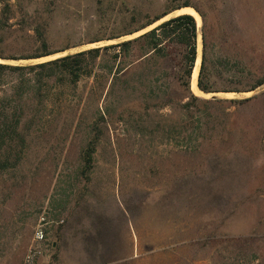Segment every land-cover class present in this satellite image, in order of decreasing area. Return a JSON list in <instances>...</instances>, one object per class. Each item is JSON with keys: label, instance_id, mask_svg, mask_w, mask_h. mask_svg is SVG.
Masks as SVG:
<instances>
[{"label": "rangeland", "instance_id": "rangeland-1", "mask_svg": "<svg viewBox=\"0 0 264 264\" xmlns=\"http://www.w3.org/2000/svg\"><path fill=\"white\" fill-rule=\"evenodd\" d=\"M185 1L193 8L184 10L198 14V58L203 33L211 59L264 57V0H0L11 5L0 23L1 56L39 54L40 38L57 52L0 63L28 67L135 39L188 13L109 40L127 30L131 12L142 22ZM149 51L144 41L127 55L103 51L77 83L41 69L0 78V112L11 125L20 120L4 149L11 168L0 172V264H23L30 250L36 264H264V85L248 93L192 88L217 101L197 114L198 149L180 150L171 130L163 135V124L179 115L147 89L169 86L171 99L181 100L184 92L163 74L176 70L180 49L141 66ZM89 142L95 153L85 172ZM41 219L46 236L37 244Z\"/></svg>", "mask_w": 264, "mask_h": 264}, {"label": "trees", "instance_id": "trees-1", "mask_svg": "<svg viewBox=\"0 0 264 264\" xmlns=\"http://www.w3.org/2000/svg\"><path fill=\"white\" fill-rule=\"evenodd\" d=\"M0 23H7L9 19V11L11 5L9 3L1 4L0 2ZM185 7H192L189 2L185 1L179 4H175L171 7L166 8V10L153 18H144L142 22H139L138 12H131V21L128 23V28L119 36L109 38V40L119 38L121 36L132 35L139 31L145 30L152 26L156 22H159L169 14L178 11L179 9ZM193 8V7H192ZM197 12L198 10L194 8ZM199 13V12H198ZM202 20L204 16L199 13ZM146 19V20H145ZM140 23V24H139ZM197 20L194 16L189 14H184L171 18L150 31L142 34L141 36L121 42L119 44L91 48L86 51L78 52L72 55H67L61 58H57L52 61L28 66H10L8 64L0 63V78L10 72H16L19 70L28 69L36 70L41 69L47 75V77H52L59 71L61 74L69 76L72 83H77V81L82 76H89L92 73L94 67V61L98 59L101 52L108 50H115L117 54L120 52L123 55H127L131 50V46L139 41H144L150 51L141 57L143 60H139L141 66L146 62H149L153 58L162 59L163 62L168 61L169 54L167 52L170 46L177 47L180 49L179 53V64L176 70L163 71L164 78L167 80H175L178 88L184 92L180 101H174L171 99L168 90L170 87L163 92L161 88L152 87L151 84L148 89V95L155 100L160 101V106L167 107L171 105L173 111L179 115L173 114L172 123L163 124V135L166 130H171L175 135V146L180 150H188V146L191 145V151L195 152L199 144L192 140V135L195 131H200V115H197L201 111V107L207 105L211 101L217 100H204L195 95L192 90L191 81L193 77V72L198 60L197 55ZM2 25V24H1ZM198 25V24H197ZM1 27V26H0ZM44 27H38L36 34H43ZM42 43V51L34 56H20V58H8L1 56L2 60H31L40 59L42 57H47L54 55L57 52H49L46 50V44L42 38H40ZM100 39L94 40V42H99ZM255 46L259 50V43L256 42ZM262 48V47H261ZM68 49V48H67ZM65 49V50H67ZM59 51V52H64ZM256 54L255 52H253ZM128 70V69H127ZM126 72V69L119 70L116 75L122 72ZM174 71V72H173ZM123 72V73H124ZM173 72V73H172ZM122 73V74H123ZM166 80V81H167ZM38 81H42L41 78ZM197 89L204 94H212L218 92L226 93H248L256 90L257 88L264 85V57L256 56L254 60L245 63L243 59H232L228 56H216L215 59H211L207 53L206 44V34H202V53L199 73L197 76ZM134 91V88H133ZM163 92V93H161ZM161 93V94H159ZM251 98H246L243 100H223V102L233 103V104H243L250 101ZM172 118V117H171ZM182 118H187L188 123H185ZM194 119V120H193ZM186 120V121H188ZM20 120H15L13 125L8 121L7 116L0 112V172L7 171L11 168L8 157L4 156V149L8 145L12 135H16V129L19 126ZM192 141V142H191ZM95 153V147L93 142H89L83 153L82 161L85 165L84 171H89L93 162V154ZM13 166V165H12Z\"/></svg>", "mask_w": 264, "mask_h": 264}, {"label": "built area", "instance_id": "built-area-1", "mask_svg": "<svg viewBox=\"0 0 264 264\" xmlns=\"http://www.w3.org/2000/svg\"><path fill=\"white\" fill-rule=\"evenodd\" d=\"M60 221L58 224H62ZM46 224L44 223V219H41V224L34 230L33 234V242L37 244H41L45 241L46 236ZM38 252L36 250H30L24 260L23 264H36Z\"/></svg>", "mask_w": 264, "mask_h": 264}, {"label": "bare ground", "instance_id": "bare-ground-1", "mask_svg": "<svg viewBox=\"0 0 264 264\" xmlns=\"http://www.w3.org/2000/svg\"><path fill=\"white\" fill-rule=\"evenodd\" d=\"M183 11L188 13V14H190V15H192V16H194V17H196V18L198 17V14L195 11L191 10V9H185V10L183 9ZM199 65H200V57L198 58L196 66H195V69L193 71L192 84H191L193 90H196V91H197L196 79H197V73H198V70H199Z\"/></svg>", "mask_w": 264, "mask_h": 264}, {"label": "water", "instance_id": "water-1", "mask_svg": "<svg viewBox=\"0 0 264 264\" xmlns=\"http://www.w3.org/2000/svg\"><path fill=\"white\" fill-rule=\"evenodd\" d=\"M185 8H189V7H185ZM182 9H184V8H182ZM179 10H181V9H179ZM181 15H184V14H181ZM180 16V15H179ZM146 33V32H145ZM200 61H201V58H200ZM199 68H200V65H199ZM193 72V71H192ZM198 73H199V70H198ZM198 73H197V76H198ZM196 84H197V79H196ZM196 87H197V85H196ZM198 90V89H197ZM199 91V90H198ZM200 92V91H199ZM202 93V92H201ZM202 94H204V93H202Z\"/></svg>", "mask_w": 264, "mask_h": 264}]
</instances>
